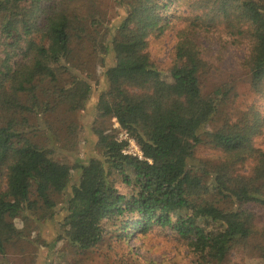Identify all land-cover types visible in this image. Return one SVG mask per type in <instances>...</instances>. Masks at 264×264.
Masks as SVG:
<instances>
[{
    "label": "trees",
    "instance_id": "trees-1",
    "mask_svg": "<svg viewBox=\"0 0 264 264\" xmlns=\"http://www.w3.org/2000/svg\"><path fill=\"white\" fill-rule=\"evenodd\" d=\"M98 1L0 0V264L26 235L15 220L28 225L34 211L81 251L109 234L127 241L160 228L210 264L258 235L255 264H264V149L255 146L264 111L251 105L231 120L223 105L233 82L204 93L209 65L198 41L242 48L239 69L262 96L264 0H122L123 18L111 27ZM182 3L187 15L170 14ZM89 22L103 32L89 34ZM172 29L174 58L163 76L148 46ZM97 77L98 117L115 120L142 159L125 154L128 143L110 128L94 130L98 156L72 166L58 158L48 131L85 107ZM66 128L62 146L76 136ZM204 145L213 162L197 156Z\"/></svg>",
    "mask_w": 264,
    "mask_h": 264
},
{
    "label": "rangeland",
    "instance_id": "rangeland-1",
    "mask_svg": "<svg viewBox=\"0 0 264 264\" xmlns=\"http://www.w3.org/2000/svg\"><path fill=\"white\" fill-rule=\"evenodd\" d=\"M121 1H98L97 10L106 27L116 25L123 18L125 9L121 5ZM172 13L177 16L187 15L188 10L182 3L173 8L170 14ZM23 16L25 22H33V13L30 9H24ZM87 25L89 34L98 36L103 32V26L95 22H89ZM198 41L203 49L202 57L209 65V71L201 78L204 93L223 86L225 83L231 84L233 82L234 92L229 95V100L223 105L225 106L224 111L231 114L230 119L235 120L239 112L247 110L251 105L263 112L264 94L262 96L255 94L239 69V62L243 57L244 50L234 46L224 47V44L216 38H201ZM174 46V29L158 39L151 38L149 41L150 59L163 76L168 74L173 63ZM97 70L98 73L101 72L100 67ZM98 81V85L94 86L93 94L85 107L64 117L65 124H67L65 126L76 130L74 131L76 136L73 142L71 139V143H64L63 146L60 143L59 139L62 141L66 137L65 130L67 128L64 125H62L63 130L59 125H54V132L52 133L47 130L50 135L49 140L60 151L58 158L70 166L100 154L96 146L95 129L110 128L114 131L115 139H120L123 134L115 120L101 119L97 115L95 102L102 89L101 79L98 78ZM55 126H57L58 131H56ZM255 146L264 149V132L256 139ZM197 156L201 157L203 161L210 160L211 162L217 158L215 152L205 145L199 148ZM250 165L251 162H247L241 171L247 173ZM118 188L121 192H125L121 185H118ZM57 202L56 220L60 219L62 213L59 212V206L62 203L61 198H58ZM30 217L28 225L21 223L20 219L15 220L17 228L22 229L24 227L26 235L24 240L8 246V257L2 260L4 264H210L205 262L206 260L202 259L183 240L172 236L169 231L164 229L154 228L145 236L134 235L127 241L118 240L109 234L97 247L81 251L69 244L68 239H71L72 235L64 234L57 221L52 223L38 222L39 211H34ZM260 225L259 223V228ZM259 244V236L254 235L245 243L234 247L224 264H255L258 259Z\"/></svg>",
    "mask_w": 264,
    "mask_h": 264
},
{
    "label": "built area",
    "instance_id": "built-area-1",
    "mask_svg": "<svg viewBox=\"0 0 264 264\" xmlns=\"http://www.w3.org/2000/svg\"><path fill=\"white\" fill-rule=\"evenodd\" d=\"M120 139H116L117 141H126L128 143V147L126 149V151H124L125 154H129L132 156H136L139 159H142V154L137 146V144L135 143V141L130 138L125 132H123V134L120 136Z\"/></svg>",
    "mask_w": 264,
    "mask_h": 264
}]
</instances>
